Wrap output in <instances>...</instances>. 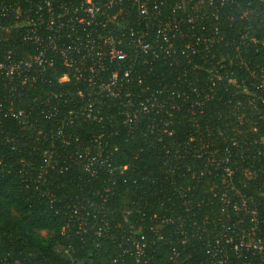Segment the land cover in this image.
Returning a JSON list of instances; mask_svg holds the SVG:
<instances>
[{"label": "trees", "instance_id": "1", "mask_svg": "<svg viewBox=\"0 0 264 264\" xmlns=\"http://www.w3.org/2000/svg\"><path fill=\"white\" fill-rule=\"evenodd\" d=\"M10 1L22 4V0ZM180 1L164 0L163 16L186 20L188 6L197 0H184V6L175 9ZM246 6L252 7L254 13L241 18ZM211 11H216L217 19L209 14ZM13 23L11 17H1L0 47L3 51L11 48L19 59L27 56L28 45L21 40V26L12 27ZM184 23L182 27L187 28L189 24ZM200 32L217 35L218 42L212 43L207 53L187 56L182 50L193 44ZM172 41L176 54L151 61L147 82L153 89L185 91L189 102H181L168 117L172 133L162 134L161 141L149 131L146 136L138 131L126 135V128L110 138L116 145V163L127 168L117 176L113 194L104 201L108 175L101 173L88 179L77 161L67 159L75 143L52 141L51 135L37 137L35 130L47 126L42 120L33 129L1 114L3 259H18L19 264H104L119 252L123 236L135 230L147 236L145 255L152 254L165 263L171 248L179 245V230H201L203 225L210 230H235L243 212L233 207L239 201L232 191L221 195L229 183L253 199L250 205L257 212V230L264 234V87L257 86L264 78V0H211L202 21L194 24L184 38ZM218 63H222V81L207 87L206 70ZM65 71L55 61L48 70L47 76L52 79L45 83L46 88L65 89L67 83L55 81ZM191 85L207 91L209 97L194 104ZM39 91L38 86L24 87L3 109L26 108ZM99 131V124L81 121L67 132L87 141ZM51 147L60 154L58 163L53 165L52 161L45 166L42 152ZM202 147L207 152L196 156ZM186 187L191 189L184 191ZM220 187L222 192L218 191ZM72 208L88 211V223L94 220L92 214L99 212L96 225L106 222L107 229L101 230L99 237L96 230H84L77 219L70 217ZM162 218L169 221L150 228ZM187 249L201 252L197 242L194 248ZM131 259V255H125L126 264H134ZM196 259L198 255L194 253V258L187 261Z\"/></svg>", "mask_w": 264, "mask_h": 264}, {"label": "built area", "instance_id": "2", "mask_svg": "<svg viewBox=\"0 0 264 264\" xmlns=\"http://www.w3.org/2000/svg\"><path fill=\"white\" fill-rule=\"evenodd\" d=\"M163 2L22 0L20 5L0 0V20L11 17L12 27L21 26V40L28 45L27 56L19 59L15 58L11 48L3 51L0 47V116L9 115L18 125L33 129L34 124L42 120L48 127L36 129L37 137L51 135L52 141L58 139L65 145L75 143L74 149L67 153V159L77 161L88 179L97 178L101 173L108 175L103 201L113 194L117 176L127 168V165L116 163V145H112L110 138L120 135L121 129L126 128V135L138 131L141 136H146L149 131L155 140L161 141L162 134L172 133L168 129V117L179 109L181 102H189L185 91L153 89L146 77L151 70V61L174 57L176 48L172 40L184 38L194 24L202 21L211 0L190 4L184 21L176 17L165 18L161 11ZM184 4L181 0L175 9H181ZM253 13L254 9L246 6L240 17ZM209 14L217 19L216 11ZM184 22L189 24L187 28L182 27ZM217 42V35L200 32L195 42L185 45L182 52L187 56L207 53L210 45ZM55 61L66 70L55 78L57 83H67L62 90H51L45 85L52 79L47 73ZM206 71L207 87L222 81V63ZM37 86L40 91L32 96L33 104L26 108L3 109L24 91V87ZM257 86L264 87V78ZM190 90L195 93L194 104L199 105L209 97L207 91L196 86L191 85ZM81 121L99 124L100 131L91 134L87 141L67 132L71 125ZM198 150V157L207 152L204 147ZM42 156L47 166L52 161L56 165L60 154L51 147L43 150ZM230 173L226 169V174ZM220 182L222 184V179ZM190 189L186 187L184 191ZM226 190L237 196L239 204L233 207L243 212L235 230H210L205 225L201 230H177L181 235L179 245L171 248L165 263L152 254L145 255V233L130 230L119 243V252L104 264H126L125 255L128 254L134 264H264V234L257 230V212L250 205L253 199L231 183L226 184L223 192L222 187L218 188L222 196ZM71 212V218L77 219L84 230H96L98 237L102 235L101 230L107 229L106 222L96 225L99 212L92 214L94 220L90 223L87 222L88 211L72 208ZM167 221L169 219L162 218L159 224L150 228H158ZM194 242L200 244L201 252H194L198 255L197 261H187L194 258V253L187 249L194 248ZM0 264H19V261L3 259L0 252Z\"/></svg>", "mask_w": 264, "mask_h": 264}, {"label": "rangeland", "instance_id": "3", "mask_svg": "<svg viewBox=\"0 0 264 264\" xmlns=\"http://www.w3.org/2000/svg\"><path fill=\"white\" fill-rule=\"evenodd\" d=\"M57 248H59L60 250H62V246H58ZM65 252H67V250L66 249H63Z\"/></svg>", "mask_w": 264, "mask_h": 264}]
</instances>
